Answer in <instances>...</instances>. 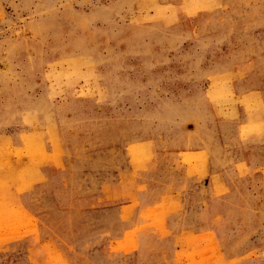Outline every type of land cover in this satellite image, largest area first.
I'll return each instance as SVG.
<instances>
[{
	"label": "rangeland",
	"instance_id": "rangeland-1",
	"mask_svg": "<svg viewBox=\"0 0 264 264\" xmlns=\"http://www.w3.org/2000/svg\"><path fill=\"white\" fill-rule=\"evenodd\" d=\"M0 264H264V0H0Z\"/></svg>",
	"mask_w": 264,
	"mask_h": 264
}]
</instances>
